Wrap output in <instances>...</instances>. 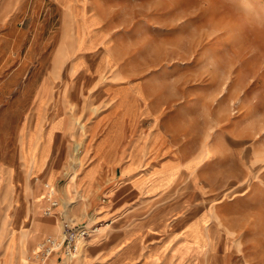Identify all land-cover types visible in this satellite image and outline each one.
I'll list each match as a JSON object with an SVG mask.
<instances>
[{
	"label": "rangeland",
	"instance_id": "rangeland-1",
	"mask_svg": "<svg viewBox=\"0 0 264 264\" xmlns=\"http://www.w3.org/2000/svg\"><path fill=\"white\" fill-rule=\"evenodd\" d=\"M104 1L94 29L78 7L66 10L56 0H0V264H33L39 243L60 237L65 224L95 232L76 254L57 251L46 264L54 257L57 264H212L210 189L178 174L147 191L123 166L117 174L109 167L88 174L98 158L87 122L111 113L109 90L120 85L114 70L143 81L164 69L172 81L192 65L184 59L207 48L213 73L225 72L231 86L242 71L255 75L251 86H264V0H151L166 6L153 10L150 27L131 20L129 0ZM50 121L70 122L71 133L49 136ZM177 143L179 158L190 159L191 143ZM152 159L141 167L143 178ZM210 167L202 158L206 183ZM44 183L57 191L55 217L43 212ZM198 198L204 205L192 220ZM193 228L201 234L184 239Z\"/></svg>",
	"mask_w": 264,
	"mask_h": 264
},
{
	"label": "crops",
	"instance_id": "crops-1",
	"mask_svg": "<svg viewBox=\"0 0 264 264\" xmlns=\"http://www.w3.org/2000/svg\"><path fill=\"white\" fill-rule=\"evenodd\" d=\"M59 1L66 10L78 7L82 22L94 29L106 4L104 0ZM129 4L134 13L131 20H144L148 27L153 10L166 6L154 7L151 0H129ZM82 14L94 23L88 25ZM205 50L184 59L192 65L184 66L172 81L164 69L149 71L143 81L132 79L133 72L114 70L112 75L118 79L113 83L120 85L109 90L114 103L111 113L87 122L98 158L87 173L98 174L109 167L117 174L123 166L122 174H132L131 181L146 184L147 191L161 190L178 174H186L193 187L203 184L212 189L205 209L212 219V264H264V86H251L255 75L249 71H242L231 86L225 72L213 73L212 48ZM71 129L70 122L50 121L48 132L58 137ZM177 142L191 143L190 159L179 158L182 145ZM148 157L155 163L143 178L141 167ZM202 158L212 161L208 183L201 175ZM100 188L102 184L95 189ZM202 203L198 198L190 204L192 220L200 217ZM198 234V228L185 230L183 238ZM52 255L59 258L56 252ZM47 264H57L55 257Z\"/></svg>",
	"mask_w": 264,
	"mask_h": 264
},
{
	"label": "built area",
	"instance_id": "built-area-1",
	"mask_svg": "<svg viewBox=\"0 0 264 264\" xmlns=\"http://www.w3.org/2000/svg\"><path fill=\"white\" fill-rule=\"evenodd\" d=\"M54 185L50 183H44V189L41 193V198L44 200V214L47 216H56V211L59 202ZM92 232H95V228L89 229L85 226H78L74 228L68 224H65L63 233L60 237L46 236L39 243L37 248L33 251V264H45L46 260L55 252L63 250L66 254H76L82 247V243L86 237Z\"/></svg>",
	"mask_w": 264,
	"mask_h": 264
},
{
	"label": "bare ground",
	"instance_id": "bare-ground-1",
	"mask_svg": "<svg viewBox=\"0 0 264 264\" xmlns=\"http://www.w3.org/2000/svg\"><path fill=\"white\" fill-rule=\"evenodd\" d=\"M67 262V261H66Z\"/></svg>",
	"mask_w": 264,
	"mask_h": 264
}]
</instances>
